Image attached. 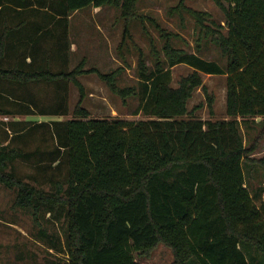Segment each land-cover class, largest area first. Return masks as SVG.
Returning a JSON list of instances; mask_svg holds the SVG:
<instances>
[{
  "label": "trees",
  "instance_id": "obj_1",
  "mask_svg": "<svg viewBox=\"0 0 264 264\" xmlns=\"http://www.w3.org/2000/svg\"><path fill=\"white\" fill-rule=\"evenodd\" d=\"M138 1L0 0V116L8 118L0 122V185L51 251L45 264H141L159 245L171 251V264H264V198L254 202L264 188L249 190L255 169L264 171V161L251 158L264 136V0H212L223 25L187 9L196 50L208 41L218 60L176 48L179 36L150 20L162 45L150 43L152 70L139 53L137 86L120 87L119 69L69 67L74 12L118 10L120 47L142 19ZM182 64L191 72L173 87L170 68ZM86 74L124 104L137 98L150 118H91L81 106ZM202 74L226 77L225 119L203 121L194 116L199 106L188 110L200 88L213 114ZM40 85L51 92L35 93ZM69 85L79 96L72 118L16 119L67 116ZM256 118L248 144L240 126ZM19 165L31 171L20 174Z\"/></svg>",
  "mask_w": 264,
  "mask_h": 264
},
{
  "label": "rangeland",
  "instance_id": "obj_2",
  "mask_svg": "<svg viewBox=\"0 0 264 264\" xmlns=\"http://www.w3.org/2000/svg\"><path fill=\"white\" fill-rule=\"evenodd\" d=\"M223 3L226 5V0H223ZM179 4L180 0H139L137 12L142 19L131 22L129 26L131 40H127L120 47L118 46L122 40L124 23L119 17L118 10L109 7H90L74 12L70 17L68 32L71 42L69 67L72 68L83 61L85 69L96 68L106 73L119 69L120 87L137 86L139 53L145 56L146 63L152 70L154 64L150 54V43L153 42L157 48L162 45V39L150 20L156 21L163 30L179 36L172 39L176 48L196 53L206 60H218L217 49L208 41H202L199 52L196 50L195 22L187 13V9L207 13L220 25L224 24L223 12L212 0H184L183 6L178 8ZM170 72L172 86L176 87L179 79L189 74L191 68L183 64L176 65L170 68ZM202 80L209 96L213 97V114L212 116L209 114L206 96L200 88L193 92L188 101V110L199 106L194 116L203 121L225 119L226 77L202 74ZM79 81L86 94L81 106L89 112L91 118L134 121L150 118L139 111L137 98H130L124 104L120 98L109 92L95 74L82 75ZM51 90L40 85L34 89V92L45 96ZM78 97L77 90L69 85L67 116L51 117L33 114L16 119H25L33 123L70 119ZM255 120L254 123L249 121L248 128L245 125L240 126L244 140L248 144L257 137L259 128L255 123L259 122L260 118ZM2 121H8V118L0 116V122ZM251 158L264 161V136L258 139ZM18 168L17 172L20 174L31 171L21 165ZM252 187L264 188V171L260 167H257L253 173L250 191ZM263 198L264 194L260 200H255L256 205H259ZM13 200L14 193L0 185V264H45L52 260L51 251H47L42 243L33 238L31 216L13 208ZM56 228L63 240L64 225H57ZM146 260L145 264H171L172 254L169 249L159 245Z\"/></svg>",
  "mask_w": 264,
  "mask_h": 264
},
{
  "label": "crops",
  "instance_id": "obj_3",
  "mask_svg": "<svg viewBox=\"0 0 264 264\" xmlns=\"http://www.w3.org/2000/svg\"><path fill=\"white\" fill-rule=\"evenodd\" d=\"M69 20H70V18H69ZM69 26H70V23H69ZM146 262H147L146 259L141 260V264H145Z\"/></svg>",
  "mask_w": 264,
  "mask_h": 264
}]
</instances>
